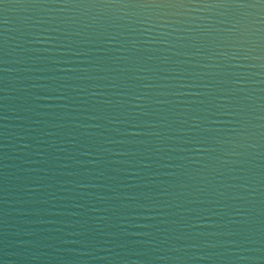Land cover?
<instances>
[{
    "label": "water",
    "instance_id": "95a60500",
    "mask_svg": "<svg viewBox=\"0 0 264 264\" xmlns=\"http://www.w3.org/2000/svg\"><path fill=\"white\" fill-rule=\"evenodd\" d=\"M76 2L0 0V264H264V4Z\"/></svg>",
    "mask_w": 264,
    "mask_h": 264
},
{
    "label": "snow or ice",
    "instance_id": "6c2138e0",
    "mask_svg": "<svg viewBox=\"0 0 264 264\" xmlns=\"http://www.w3.org/2000/svg\"><path fill=\"white\" fill-rule=\"evenodd\" d=\"M38 3H64L66 6H83L81 3H77L76 0H37ZM102 3H106L108 6H122V7H134L144 9H184L191 5L203 4L205 7H227L231 6L230 0H101ZM261 4H264V0H259ZM243 6V5H238ZM74 55H81V53H74ZM200 151V149H198Z\"/></svg>",
    "mask_w": 264,
    "mask_h": 264
}]
</instances>
